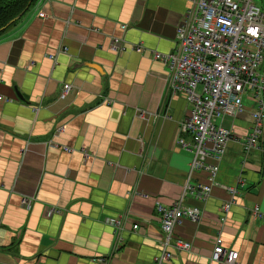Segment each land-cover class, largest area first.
<instances>
[{
	"label": "crops",
	"instance_id": "1",
	"mask_svg": "<svg viewBox=\"0 0 264 264\" xmlns=\"http://www.w3.org/2000/svg\"><path fill=\"white\" fill-rule=\"evenodd\" d=\"M193 4L36 0L0 28V264L153 263L155 203L180 195L192 155L178 142L190 139L179 123L191 105L168 88L155 53L177 49ZM225 124L232 134L208 196L184 200L200 217L174 226L189 247H168V264H264V219L253 212L264 209V121L249 152V113ZM189 180L212 181L203 169ZM218 234L238 251L233 263L211 259Z\"/></svg>",
	"mask_w": 264,
	"mask_h": 264
},
{
	"label": "built area",
	"instance_id": "2",
	"mask_svg": "<svg viewBox=\"0 0 264 264\" xmlns=\"http://www.w3.org/2000/svg\"><path fill=\"white\" fill-rule=\"evenodd\" d=\"M193 1V7L177 26V49L155 53L168 64V88L182 91L191 105L179 123L180 130L187 132L190 139L179 135L178 142L192 155L180 195L169 204L155 203L163 235L152 264H168L172 256L170 246L189 247L188 241L172 238L174 226L183 217L197 220L201 215L198 206L187 205L184 200L186 194L199 199L208 196L232 134L225 124L226 118L242 111L249 113L252 124L243 140L245 152L257 146L263 133L264 10L256 0ZM119 41L115 38L114 46ZM136 47L141 50L140 45ZM70 89L71 85L64 83L60 96ZM196 169L205 170L212 181L192 183L189 177ZM22 202L29 205L26 198ZM253 212L264 219V209L255 206ZM108 222L116 231L121 228L118 216H109ZM137 226L132 224L134 228ZM118 245L116 241L115 248ZM237 254L236 249L224 247L221 236L216 235L211 259L233 263Z\"/></svg>",
	"mask_w": 264,
	"mask_h": 264
},
{
	"label": "trees",
	"instance_id": "3",
	"mask_svg": "<svg viewBox=\"0 0 264 264\" xmlns=\"http://www.w3.org/2000/svg\"><path fill=\"white\" fill-rule=\"evenodd\" d=\"M35 2L36 0H0V28Z\"/></svg>",
	"mask_w": 264,
	"mask_h": 264
},
{
	"label": "water",
	"instance_id": "4",
	"mask_svg": "<svg viewBox=\"0 0 264 264\" xmlns=\"http://www.w3.org/2000/svg\"><path fill=\"white\" fill-rule=\"evenodd\" d=\"M23 11H21L20 13H18L17 15H15L14 17H12L7 23L11 22L12 20H14L15 18L19 17V15L22 13ZM90 63V62H89ZM93 64V63H91ZM96 66V64H93Z\"/></svg>",
	"mask_w": 264,
	"mask_h": 264
},
{
	"label": "rangeland",
	"instance_id": "5",
	"mask_svg": "<svg viewBox=\"0 0 264 264\" xmlns=\"http://www.w3.org/2000/svg\"><path fill=\"white\" fill-rule=\"evenodd\" d=\"M197 89H198V90L200 89V85H198Z\"/></svg>",
	"mask_w": 264,
	"mask_h": 264
}]
</instances>
